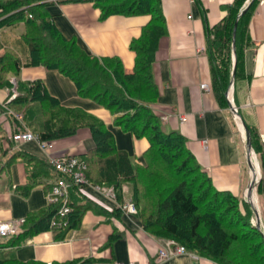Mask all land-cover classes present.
I'll use <instances>...</instances> for the list:
<instances>
[{"label": "trees", "instance_id": "trees-1", "mask_svg": "<svg viewBox=\"0 0 264 264\" xmlns=\"http://www.w3.org/2000/svg\"><path fill=\"white\" fill-rule=\"evenodd\" d=\"M82 1V0H81ZM110 14H147L149 21L129 43L135 53L130 71L117 57H96L85 52L74 38L67 39L51 20L46 0L0 1V27L22 22L25 30L17 47L0 53V87H10L11 76L22 67L41 65L68 77L77 94L105 107L113 115V125L134 138H146L148 147L142 153L144 163H133L126 152L117 148L115 138L97 117L80 108L52 104L39 79L17 83L19 94L0 104V114L21 112L22 123H15L11 135L0 134V173L20 161L24 164L26 182L16 190L26 196L32 188H44L58 181L61 174L48 162L23 150L12 149L14 136L24 131L39 135L41 141H52L74 135L88 128L93 147L78 156L84 163L87 183L75 185L70 177L66 205L70 210L63 219L64 232L75 228L83 213L92 208L80 194L86 185L112 188L118 204L124 202L127 185L129 200L137 207L136 218L150 234L173 239L186 251L215 264H264V237L253 222L250 208L232 193L218 190L210 176L199 166L180 132L165 131L152 105L158 97L153 79L157 43L166 34L161 0H83ZM239 20L235 33V59L231 42L234 16L225 17L209 29L206 52L210 62L212 87L225 100L233 64L235 78L241 74L242 50L247 42L246 16ZM14 26V25H13ZM2 43L0 42V49ZM5 143V145H3ZM264 189V174L257 191ZM64 201L49 203L47 208L30 212L23 218L18 234L7 245H18L25 237L50 229V221ZM120 208L117 207L116 212ZM254 211V210H253ZM62 236V235H61ZM0 264H39L1 258Z\"/></svg>", "mask_w": 264, "mask_h": 264}, {"label": "crops", "instance_id": "crops-1", "mask_svg": "<svg viewBox=\"0 0 264 264\" xmlns=\"http://www.w3.org/2000/svg\"><path fill=\"white\" fill-rule=\"evenodd\" d=\"M46 1L51 20L64 37L74 38L89 54L100 58L117 57L125 70L132 69L135 53L129 43L140 35L149 15L101 17L100 10L89 1ZM248 1L161 0L166 34L160 37L155 52L152 72L158 97L152 110L163 130L183 135L188 149L216 189L232 193L252 208L247 202L252 161L248 156L246 134L230 106L235 107L238 119L251 132L261 179L264 174V0H252L247 10L248 38L242 50L241 74L235 78L234 71V82L230 93L228 90L225 93V100L219 99L213 90L206 52L209 29L225 17L236 18ZM0 42L2 50L17 47L13 42ZM36 79L42 82L52 104L80 108L97 117L111 131L119 150L126 152L133 163H144L142 153L149 145L148 140L134 138L113 125V115L108 109L79 96L71 80L58 71L41 65L22 67L16 76L10 77V87H0V104L19 94L18 82ZM202 83H206L208 89L201 88ZM163 115H168V119L161 120ZM179 115H183V122L179 121ZM14 128L11 116L0 114V134L11 135ZM47 143L42 149L36 141L16 142L15 139L12 149L23 150L48 162L50 157L62 154L80 156L94 145L88 128ZM26 178L25 166L20 161L0 173V221L21 220L30 212L47 208L49 188L37 185L26 196L16 190ZM125 186V197L129 198ZM80 194L93 207L83 213L75 228L63 234L59 230L45 229L25 237L15 246L6 244L13 236L0 237V257L39 264H215L190 252L158 263V251L166 247L168 239L145 231L135 215L116 212L117 203L104 189L84 186ZM254 203L264 226V189L258 192L256 187Z\"/></svg>", "mask_w": 264, "mask_h": 264}, {"label": "built area", "instance_id": "built-area-1", "mask_svg": "<svg viewBox=\"0 0 264 264\" xmlns=\"http://www.w3.org/2000/svg\"><path fill=\"white\" fill-rule=\"evenodd\" d=\"M200 86L203 89H208V85L206 83H202ZM230 90L231 87L228 89V94L230 93ZM9 113H13V112L9 111ZM14 116L17 120L19 121L22 120L21 113L20 114L15 113ZM166 119H168V115H163L161 117V120H166ZM178 119L180 122H183L184 121L183 115H179ZM15 139L16 142L36 141L42 149L46 148L48 145L47 141H41L39 139V135L37 133L28 130L24 131L23 133L17 134L14 138V143H15ZM252 162L256 163V159L254 158ZM48 163H50V165L58 173H60L61 176L62 175L69 176L72 184L79 185V184L87 183V180L84 175L85 163L78 156L62 154L57 157H50ZM69 184L70 182L66 181L64 177H62L60 180L56 181L51 186L50 192L47 195L48 203H54L60 200L64 201L58 213L52 217L50 221V229L58 230L59 227L65 226L67 224V221L63 218L70 210L69 206L66 205L65 203L68 196ZM86 186H91V185H86ZM93 187L96 190H99L101 188L104 189V192L107 194V196L111 197L117 203V206L120 208V210L125 214L136 215L137 207L130 200H126V198H124L125 199L124 202L118 204V202L116 201L115 192L112 188L101 187V186H93ZM125 190H126V186L123 185L122 192L125 193ZM22 222L23 219L0 221V237L14 236L18 234ZM186 252L188 251H186L183 245L177 243L173 239H168L166 241V247L158 251L156 261L159 263L170 257L181 255ZM117 264H123V263H117Z\"/></svg>", "mask_w": 264, "mask_h": 264}, {"label": "water", "instance_id": "water-1", "mask_svg": "<svg viewBox=\"0 0 264 264\" xmlns=\"http://www.w3.org/2000/svg\"><path fill=\"white\" fill-rule=\"evenodd\" d=\"M251 2H252V0H249L247 2V5L238 13V15L236 16V18L234 20V23H233V28H232V42H231V50H232L233 60L235 59V33H236V26H237V23L239 22V20L244 16V14L249 9V7L251 5ZM234 71H235V64L233 65V72H232V77H231V82H230L229 88L231 87V85L234 82ZM230 107H231V111L233 113L234 118L238 121L239 126L241 127V129L246 134L248 156H249V159L251 161H253V159L255 158V151H254V143H253V138H252L251 132L242 123V121L240 119H238V115L236 113L235 107L234 106L232 107V105ZM252 164H256L257 165V168H258L257 160H256V163H253L252 162ZM259 179H260V175H259L257 181H255L253 178L251 179V185L249 187V191H248V194H247V202L252 207L255 205V203H254V196L256 194V187H257V184L259 182ZM253 217H254V224H255V226L262 233V235L264 237V226H263V224H262V222L260 220L259 214H258V212H257L256 209L253 211Z\"/></svg>", "mask_w": 264, "mask_h": 264}, {"label": "rangeland", "instance_id": "rangeland-1", "mask_svg": "<svg viewBox=\"0 0 264 264\" xmlns=\"http://www.w3.org/2000/svg\"><path fill=\"white\" fill-rule=\"evenodd\" d=\"M3 17H6V15L5 14H1L0 15V21H1V19H4ZM13 25H14V27H12ZM13 25H10L8 27H2L0 29V41L1 40L9 41L10 44L13 42V43H15L17 45L18 39L20 37V34L23 32V24L19 23L16 26H15V24H13ZM2 52H3V50L0 49V53H2ZM11 112H13V111H11ZM15 113H19L20 114L21 112H13V113H9L8 112V114L12 115L14 118H15V116H14ZM22 120H23V116H22ZM22 120L20 121L21 123H22ZM17 121H19V120H17ZM61 177L67 178L69 176H63L62 175ZM124 198H126V200H129V198L127 196L124 197ZM250 211H251V214H252V217H253V208H250ZM253 222H254V218H253Z\"/></svg>", "mask_w": 264, "mask_h": 264}, {"label": "bare ground", "instance_id": "bare-ground-1", "mask_svg": "<svg viewBox=\"0 0 264 264\" xmlns=\"http://www.w3.org/2000/svg\"><path fill=\"white\" fill-rule=\"evenodd\" d=\"M251 169H252V178L255 181H257V179L259 177V171H258L257 165L256 164H252ZM252 208H253V210L256 209L255 207H252Z\"/></svg>", "mask_w": 264, "mask_h": 264}]
</instances>
